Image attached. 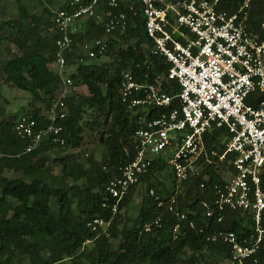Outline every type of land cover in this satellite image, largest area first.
Segmentation results:
<instances>
[{
    "label": "trees",
    "instance_id": "obj_1",
    "mask_svg": "<svg viewBox=\"0 0 264 264\" xmlns=\"http://www.w3.org/2000/svg\"><path fill=\"white\" fill-rule=\"evenodd\" d=\"M16 1L18 16L0 22V32L10 30L6 38L18 52L4 59L1 67L9 84L30 93L31 108L26 115L40 118L42 110L36 103L49 108L61 84L50 67L54 61L56 34H45L53 26L52 20L43 21L41 15L29 12L22 0ZM119 1L116 10L129 13L130 25L125 33H117V39L109 40L103 61L78 63L70 72L73 93L66 98L69 113L62 121L63 147H80L86 126L106 149L101 161L89 157L87 162H80L75 154L68 153L54 158L51 164L44 153L59 145L49 140L26 152L28 141L15 131L18 114H3L0 107V152L3 153L0 158V256L4 257L1 264H17L15 259L20 255L27 261L19 264H58L65 259H69V264H219L229 259L230 253L220 241L208 239L213 231L233 230L241 234L249 229L251 220L246 221L238 211L227 212L220 222L203 213L200 201L210 200L213 184L220 182L215 164L209 165L210 179L205 188H200L198 179L182 183L175 179L169 183L168 166L158 159L143 178L146 193L138 214L124 219L122 212L132 200L135 187L118 203L117 212H112L115 200L105 197L104 186L120 174V166L134 158L135 130L144 125L142 118L153 119L170 108H129L120 94L122 71L130 70L138 81L159 84L166 92L178 89L177 83L166 77L170 64L150 52L151 41L144 28L140 0ZM241 1L222 0L221 7L232 11ZM129 3L134 5L130 12ZM43 10L49 16L54 14L46 5ZM263 22L264 0H253L250 25L260 30ZM103 31L102 24L89 19L84 32L76 39H91ZM67 58L69 65L75 63L73 54ZM81 86L86 87L85 93L76 90ZM227 135L224 128L213 129L205 137L206 147L222 150ZM54 165L61 167L62 175L74 183L53 185L50 178H53ZM8 170L22 175L10 178L4 174ZM153 176L157 178L151 181ZM151 188L155 195L150 194ZM171 195L176 196L177 209L194 220V227L189 225V220H183L178 231H173L178 218L166 207ZM161 199L163 205H159ZM104 200L107 206H103ZM52 202L57 205L56 211L52 210ZM95 217L111 221L106 232L101 228L92 230L87 225ZM158 218L159 224H155ZM148 224L151 229L146 231ZM209 254L212 259L208 258ZM257 257L256 263L248 264H264V243Z\"/></svg>",
    "mask_w": 264,
    "mask_h": 264
},
{
    "label": "built area",
    "instance_id": "obj_2",
    "mask_svg": "<svg viewBox=\"0 0 264 264\" xmlns=\"http://www.w3.org/2000/svg\"><path fill=\"white\" fill-rule=\"evenodd\" d=\"M252 1L242 0L231 11L221 7L222 0H140L150 52L170 64L166 77L178 89L166 92L159 84L138 81L130 70L122 71L120 94L129 108H170L153 119L142 118L144 125L135 130L134 158L104 186L105 197L115 200V213L158 159L171 167L177 182L198 179L200 188L206 187L208 167L215 164L220 182L213 184L210 200L200 201L203 213L220 222L227 212L238 211L251 220L241 234L222 229L208 237L225 245L230 264L256 263L264 243V22L260 30L250 25ZM119 6V0H67L54 11L53 62L61 84L40 118L21 115L16 120V133L28 141L26 152L44 140L65 145L62 121L69 113L66 98L73 93L67 56L73 54L77 64L104 56L111 36L125 33L130 25L129 13L116 10ZM127 6L134 10L133 3ZM89 19L102 24L103 34L77 40ZM222 128L228 134L223 149H208L205 137ZM150 194L155 195L153 188ZM166 207L178 218L173 228L177 232L188 214L177 209L175 195ZM110 223L95 217L87 225L106 232ZM189 225L194 227V220ZM150 229L148 224L145 230Z\"/></svg>",
    "mask_w": 264,
    "mask_h": 264
},
{
    "label": "rangeland",
    "instance_id": "obj_3",
    "mask_svg": "<svg viewBox=\"0 0 264 264\" xmlns=\"http://www.w3.org/2000/svg\"><path fill=\"white\" fill-rule=\"evenodd\" d=\"M66 0H22L21 2L24 3L30 13L39 14L43 17V21L49 20V22L52 20L53 16H49L44 10L43 5H46L49 10H51L53 13L56 9H58L62 4H64ZM101 11L104 12L103 8H101ZM19 8H18V2L16 0H0V22L15 18L18 16ZM10 30H3L1 31V40H0V107L3 114L5 113H17L19 118L21 115H26L27 112L30 110L31 106V95L29 92L25 90L18 89L11 84H9L6 80V75L2 70V61L4 59L9 58L12 54H15L18 52L17 48L14 44H12L7 38L6 35H8ZM53 33L52 27H49L45 34L51 35ZM118 38L117 33H115L113 36H111V39ZM105 59L104 56L101 58L95 59L93 61L89 62H101ZM77 63L71 64L69 68L67 69V74H70V72L74 71L76 69ZM51 69L55 70V64L52 62L50 64ZM77 91H80L82 93L86 92V87L81 86L79 88H76ZM36 105L42 110V112H46L48 107H45V105L41 102L36 103ZM68 153H73L78 158V161L80 162H87L89 157H92L96 161H101L103 156L106 153V149L103 145H101L96 136L92 133L90 129H88L86 126L84 128L83 132V142L80 147L76 149H65L63 146L55 147L44 154L49 157V163L52 164L54 158L63 156ZM4 174L10 178L21 176L22 172H13V171H5ZM166 174H168V182L174 181V175L172 173V169L170 166L166 169ZM53 178H50L53 185L59 186V185H71L74 183V180L68 177H64L61 172V167H58L54 165V171L52 172ZM157 177L153 176L151 181L156 180ZM178 190V188H177ZM146 193V184L141 183L138 184L134 188V194L132 197V200L130 203L123 209L124 219H127L130 216H135L138 214L142 199ZM52 210H57V205L55 203H51ZM75 206V203L73 204ZM1 211V208H0ZM125 222L122 223V225ZM4 257L0 256V264L1 260ZM209 259H212L213 257L209 254ZM22 261H27V258L25 256H17L15 259V262L19 264ZM58 264H69V259H65L64 261L58 263ZM188 264V263H185ZM219 264H230L229 259L219 262Z\"/></svg>",
    "mask_w": 264,
    "mask_h": 264
}]
</instances>
